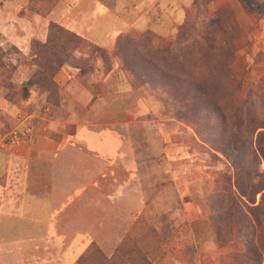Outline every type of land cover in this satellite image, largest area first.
<instances>
[{"label": "rangeland", "instance_id": "1", "mask_svg": "<svg viewBox=\"0 0 264 264\" xmlns=\"http://www.w3.org/2000/svg\"><path fill=\"white\" fill-rule=\"evenodd\" d=\"M156 1L138 3L152 6ZM85 3L74 4L73 13L81 15L80 22L96 18L102 11L96 2L91 12H85ZM57 4V0H27L18 13L7 14L10 19L17 15L18 20L12 21L18 23V34L25 42L22 38L11 41V36L0 29V144L4 139L9 142L7 134L21 115L33 116L36 103L41 109L51 105L52 115L61 108L67 99L58 76L65 69L76 77V84L94 93L106 95L115 90L125 97L135 93L137 103L132 114L118 116V123L127 124L128 129L121 131L136 156L144 158L141 166L148 167L143 170L140 186L146 189L149 203L136 219L134 241L115 244L109 256L100 245L90 244L83 253L84 263L146 264L147 260L148 264H243L239 255L244 242L254 235L260 264H264V191L252 194V203L242 197L249 203L242 209L243 217L254 225L250 231L239 214H231L229 206H222L223 194L233 192L238 197L239 193L232 162L220 152L232 136L246 137L250 148L245 149L243 158L250 161L256 174L264 172V0H161L142 13L145 17L135 16L120 33L115 28L122 23L117 20L110 31L97 28L112 17L107 13V18L106 14L91 27V38L98 43L103 38L107 43L112 31L118 33L112 51L93 41L106 51L108 60L100 52H73L63 66L52 71L58 90L50 92L43 82H36L44 72L39 63L52 57L44 48L41 53L37 49L56 33L48 26L58 22L47 21L45 16ZM70 4H60L61 14L68 12ZM125 9L130 10V6ZM26 13L44 18L45 28L37 18L34 20L36 36L23 34L29 26L22 21ZM116 44L129 63L126 66L142 73L141 81L125 71L122 59L116 56ZM157 63L155 73L150 74L149 67ZM177 74L186 82L177 83ZM171 81L182 85L181 90L188 89L196 103L178 105L177 99L176 107L167 104L164 98L168 88L161 82ZM170 89L179 92L176 85ZM34 97L38 98L35 104ZM110 115L104 117L113 118ZM125 150V154L134 155L132 149ZM149 157L152 160L147 161ZM260 180L255 175L245 182L256 190Z\"/></svg>", "mask_w": 264, "mask_h": 264}, {"label": "crops", "instance_id": "2", "mask_svg": "<svg viewBox=\"0 0 264 264\" xmlns=\"http://www.w3.org/2000/svg\"><path fill=\"white\" fill-rule=\"evenodd\" d=\"M57 1L58 6L45 16L47 21H57L72 31L80 29L79 34L108 51L114 49L115 36L135 16L145 17L142 13L161 2L149 6L138 0ZM79 1L86 2L85 12H91L96 2L102 11L96 18L80 22L81 15L73 13ZM25 3L27 0H0V29L11 41L22 37L18 23L12 21L17 15L10 19L7 14L18 13ZM61 3L70 4L66 14H61ZM127 6L130 10H124ZM110 12L112 17L97 28L110 31L116 20L122 25L115 28L116 35L112 31L111 41L104 43L101 38L98 43L91 38V27ZM35 18L45 28L42 16L26 13L22 18L29 23L25 37L37 35ZM58 78L67 101L55 109L57 115L51 114V105L41 109L34 97L37 110L33 116L21 115L14 126L21 135L19 142L0 144V264H79L78 258L93 243L109 256L115 244L134 241L136 219L149 203L146 189L140 186L148 167L141 166L144 158L136 156L122 133L127 124L118 123V116L132 114L135 93L126 97L115 90L106 95L94 93L76 84V77L65 69ZM110 114L113 118L104 117ZM125 148L134 155L125 154Z\"/></svg>", "mask_w": 264, "mask_h": 264}, {"label": "trees", "instance_id": "3", "mask_svg": "<svg viewBox=\"0 0 264 264\" xmlns=\"http://www.w3.org/2000/svg\"><path fill=\"white\" fill-rule=\"evenodd\" d=\"M48 27L51 30H55L54 32H56V33H54V34L51 33L50 38H49V42L45 46H43V47L38 46V49L34 47V50L36 51V49H37L38 53H41L42 48H44L45 49L44 52L50 53V55L52 57V60L49 59L47 61H42L41 63H39V65L41 67H43L44 72H43V77L36 82L37 85H39L40 82H43L46 85L43 87L49 89L48 91L55 92L58 90L57 84L52 79V77L54 75L53 73L56 72L58 70V68L63 66V64L68 60V58L70 57V55L73 52L81 50V49L87 50L88 53L91 55L94 52H100V54L102 56H104L103 58L107 59L106 51H104L101 48H98L96 43H94L92 40H86V38L84 36H82L81 34L73 32L69 29H66V28L62 27L61 25H59L58 23H55V22H50ZM53 35L55 36L54 39L51 38V37H53ZM61 38L63 39L62 41H61ZM56 41L59 42V44H57ZM122 51L123 50H121L120 47H118V45L116 44V47H115L116 56H119L118 58L122 59V61H123L122 63H123L125 71L130 73L137 80H139L142 73L139 71L137 72V70H139L138 68H135V67L131 68L130 66H126V64H129V63L125 62L124 53ZM61 58H63L62 62H61ZM147 61H148V59H147ZM138 66H140V68L142 69V66L140 64H138ZM156 68H158V63L153 64V68L150 66L149 67V71H151L150 74L155 73L154 69H156ZM144 70H145V72L148 70L147 68H145V64H144ZM52 71H54V72L52 73ZM177 76L178 77L175 80L177 83H181V82L185 83L186 82V80H184V77L181 78V76L179 74H177ZM169 78L173 79V76L170 74ZM139 81H141V80H139ZM175 81L174 82L171 81L169 83L161 82V84L163 86H165V88L166 87L168 88L167 91H165L166 94H168L167 97L164 98L165 102L171 106H175L174 104H177V103H178V105H180L182 103L189 105L192 102H195L196 101L195 97L191 96L190 91L186 88H183V90H181L182 85L177 84ZM172 85L177 86V89L179 91L178 93L174 92L173 90L171 91L170 87ZM169 95H170V97H169ZM175 95H177V96H175ZM47 99L50 101L53 100V99H49V98H47ZM177 99H179V102ZM175 100H177V103ZM52 103L57 105V101H54ZM211 105H212V103L209 104V106H211ZM229 139L226 142V144L222 147V150H220V152L223 155L229 157L231 162H232V165H233L234 170H235V175H237V177L235 179V185L237 187L239 195L237 197L233 194V192H231L228 195H227V193L223 194L222 206L224 207V209L226 206L227 207L229 206L231 214H233V213L239 214L241 216V218H243L245 220L244 227L246 226L247 229H250V231H252V228H254V225L249 218H247V220H246V218L243 217L244 212H243L242 208H243V206L249 207V205H248L249 203H247V201L252 203V197H251L252 194L255 195L258 192L264 191V172H259L256 174V172L254 171L250 161L243 158V153L246 151L245 149L250 148V145L247 146L248 140L246 139V137L235 138V136H232ZM257 161H258V158L256 159V162ZM243 175H245V176H243ZM255 175H256V177L261 178V180L258 182L259 186H256V188H255L256 190L253 189V187L249 184V182H245L246 179L248 181H250ZM252 189H253V191H252ZM242 197H244L247 201L242 200ZM262 200H264V194L262 195ZM221 215H222L221 213L218 214L219 217H221ZM242 251L243 252H241L239 256L242 257L243 264H260L261 254L259 252V248L256 244L255 239H254V235L251 237V239H248L247 241L244 242ZM100 253H101V256H103V253L102 252H100ZM85 258H86L85 254L80 255V257L78 258V263L79 264H85L84 263ZM145 263L148 264V261L146 260ZM108 264H112V263H108Z\"/></svg>", "mask_w": 264, "mask_h": 264}, {"label": "built area", "instance_id": "4", "mask_svg": "<svg viewBox=\"0 0 264 264\" xmlns=\"http://www.w3.org/2000/svg\"><path fill=\"white\" fill-rule=\"evenodd\" d=\"M8 136L10 137L9 142H6L5 139L1 141V145L5 146L8 143L16 144L19 142L21 135L19 133V130L17 128H14Z\"/></svg>", "mask_w": 264, "mask_h": 264}]
</instances>
